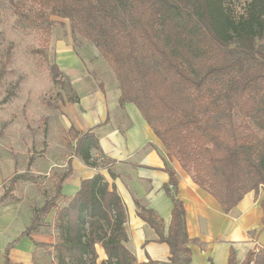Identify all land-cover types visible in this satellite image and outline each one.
<instances>
[{"label": "trees", "instance_id": "trees-1", "mask_svg": "<svg viewBox=\"0 0 264 264\" xmlns=\"http://www.w3.org/2000/svg\"><path fill=\"white\" fill-rule=\"evenodd\" d=\"M41 14L30 17L14 3L19 21L41 27L51 15L69 18L74 32L92 41L110 63L121 89L120 103L137 105L168 150L194 182L229 213L251 191H264V0H250L235 17L226 0H31ZM47 27V26H46ZM56 82L68 76L54 63ZM3 75V72L0 73ZM244 122L237 124L235 114ZM250 119L251 123L247 120ZM75 153L94 166L92 150L101 149L92 130L73 129ZM32 160L29 161V164ZM165 190L173 210L168 235L151 211L140 212L170 246L169 261L139 262L129 250L126 206L115 185L101 173L81 181L66 206L59 207L63 186L73 173L58 178L55 193L36 207L31 223L4 251L40 225L43 214L57 209L58 264H190L192 250L186 209L178 197L176 171ZM20 176L14 175L1 200ZM264 224V198L261 201ZM107 259L98 263L96 244ZM264 264V246L238 262L231 248L228 264ZM210 264H214L213 261Z\"/></svg>", "mask_w": 264, "mask_h": 264}, {"label": "crops", "instance_id": "crops-1", "mask_svg": "<svg viewBox=\"0 0 264 264\" xmlns=\"http://www.w3.org/2000/svg\"><path fill=\"white\" fill-rule=\"evenodd\" d=\"M72 83L78 97L63 109L80 133L88 130L96 133L101 149L92 150L94 166L86 164L75 152L70 155L73 173L63 186V194L70 201L81 181L96 173H101L110 185H115L127 210L125 227L129 240L126 245L139 262H146L149 258L169 261L171 256L169 244L160 241L155 228L139 214L147 215L148 210L151 211L159 224L161 222L164 235H168L173 201L165 190V184L170 180L166 166L176 171L179 180L178 197L186 209L187 230L191 238L190 264H210L211 261L228 264L231 248L240 263L249 250L264 246L263 190L258 197L254 191L247 193L235 208L226 213L210 193L194 182L176 158H169L167 148L137 105L120 103L121 89L116 76L102 86L82 82L79 78L73 79ZM10 176L9 167L0 162V197ZM69 185L71 191L67 193ZM5 199H0V264H5L6 245L21 236L33 218L32 214H27V223L17 224L26 215L19 217L16 212L8 213L4 208ZM39 227L41 225L29 236H22L11 248L12 264H35V253L40 254L44 244L54 247L55 236ZM96 250L98 263L107 259L101 244H96Z\"/></svg>", "mask_w": 264, "mask_h": 264}, {"label": "rangeland", "instance_id": "rangeland-1", "mask_svg": "<svg viewBox=\"0 0 264 264\" xmlns=\"http://www.w3.org/2000/svg\"><path fill=\"white\" fill-rule=\"evenodd\" d=\"M249 1L226 0L225 4L239 17ZM12 2L30 17L41 11L31 0H0V162L11 171L2 192L14 175L20 176L3 203L8 213L26 215L16 222L21 224L54 195L58 178L75 152V127L63 109L78 97L73 79L102 86L115 73L94 43L73 31L69 18L51 15L43 21L44 27H26ZM257 44L264 45V38ZM54 63L67 74L64 82L54 80ZM235 121L244 122L238 113ZM70 191L69 185L66 192ZM68 202L63 196L58 206ZM57 212L55 208L43 214L39 227L55 236V242L60 240ZM35 264H58L54 247L44 244L40 254L35 253Z\"/></svg>", "mask_w": 264, "mask_h": 264}]
</instances>
